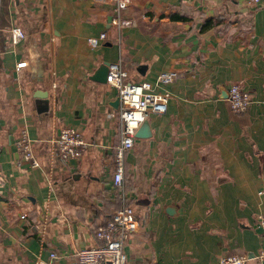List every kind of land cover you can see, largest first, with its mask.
<instances>
[{
  "label": "crops",
  "instance_id": "crops-1",
  "mask_svg": "<svg viewBox=\"0 0 264 264\" xmlns=\"http://www.w3.org/2000/svg\"><path fill=\"white\" fill-rule=\"evenodd\" d=\"M113 5L0 0V264H33L49 251L52 264H70L122 204L138 219L123 242L126 264L251 257L264 246L255 224L264 214V0H128L119 14L134 25L122 27ZM14 27L23 36L11 43ZM109 63L166 95L162 113L145 114L148 135L124 152L120 185L111 179L115 89L92 78ZM163 70L176 75L155 85ZM231 82L249 95L241 111L228 105ZM63 126L84 141L76 159L48 150ZM21 129L36 166L20 159Z\"/></svg>",
  "mask_w": 264,
  "mask_h": 264
},
{
  "label": "built area",
  "instance_id": "built-area-1",
  "mask_svg": "<svg viewBox=\"0 0 264 264\" xmlns=\"http://www.w3.org/2000/svg\"><path fill=\"white\" fill-rule=\"evenodd\" d=\"M128 0H114L113 16L111 22L117 26L134 25L132 18L121 17L119 12ZM256 2L257 0H250ZM23 36L17 28L9 30L11 43H16ZM105 39V32L96 36L86 37L90 46L97 45ZM22 62H17L20 66ZM176 75L174 70L159 71L155 76V85L167 83ZM104 82L115 89L117 106L108 115L116 118L118 122V141L113 149V171L111 179L113 184L120 185L123 172V154L133 142L134 131L139 123L144 120L148 111L162 113L166 106V95L154 90L151 82L146 80L131 81L126 78V72L117 63L106 65ZM228 105L233 111H241L249 103V95L237 82H231L227 87ZM15 145L20 153V159L36 166L37 161L31 152V144L24 129L15 140ZM84 141L75 128L63 126L57 129L50 138L48 150L63 160L76 159L80 156ZM256 226L264 234V214L259 213L255 219ZM138 227V219L129 204H122L110 216L93 229V235L99 240L94 246L82 247L75 251L74 260L70 264H126V255L122 249L126 237ZM55 253L48 252L47 259L35 257L33 264H52ZM247 258L253 259L255 264H264V246L260 247L251 257L245 254H222L213 264H244Z\"/></svg>",
  "mask_w": 264,
  "mask_h": 264
},
{
  "label": "water",
  "instance_id": "water-1",
  "mask_svg": "<svg viewBox=\"0 0 264 264\" xmlns=\"http://www.w3.org/2000/svg\"><path fill=\"white\" fill-rule=\"evenodd\" d=\"M105 74H106V65L105 67L98 69L94 73V76L92 78L96 80L104 81ZM114 104H117V97L114 99ZM147 135H148V126L147 123L144 120H142L134 131V137H146Z\"/></svg>",
  "mask_w": 264,
  "mask_h": 264
},
{
  "label": "trees",
  "instance_id": "trees-1",
  "mask_svg": "<svg viewBox=\"0 0 264 264\" xmlns=\"http://www.w3.org/2000/svg\"><path fill=\"white\" fill-rule=\"evenodd\" d=\"M175 16L178 17V18H181V19L184 18V17L181 16V15H175ZM211 22H212V19H211V18H206V19H204V20L200 23V25H199V29H202V28H205V27L209 26Z\"/></svg>",
  "mask_w": 264,
  "mask_h": 264
}]
</instances>
